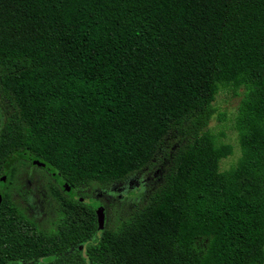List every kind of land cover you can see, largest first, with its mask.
<instances>
[{
    "label": "trees",
    "instance_id": "1",
    "mask_svg": "<svg viewBox=\"0 0 264 264\" xmlns=\"http://www.w3.org/2000/svg\"><path fill=\"white\" fill-rule=\"evenodd\" d=\"M0 188V264H264V0H0Z\"/></svg>",
    "mask_w": 264,
    "mask_h": 264
},
{
    "label": "rangeland",
    "instance_id": "2",
    "mask_svg": "<svg viewBox=\"0 0 264 264\" xmlns=\"http://www.w3.org/2000/svg\"><path fill=\"white\" fill-rule=\"evenodd\" d=\"M242 98V90L235 92L233 89L228 88L222 89L214 102L217 113L210 123L209 130L216 137L219 144H230L233 147V154L221 161V171H226L235 167L242 156L239 135L236 129V119ZM17 161L26 162L28 165V171L33 172L37 176V179L42 182L43 186L45 182H50L63 194L67 196L71 195L69 187L61 183L46 166L42 165L36 159L31 158L27 154H21L15 159V162ZM95 200L97 203L101 204L104 210H106V214L110 218V221H113V211L104 205V202L110 201V198L107 199L102 195L96 194ZM50 204L51 202L49 201V206ZM50 208L46 217L49 216V218H54L56 214L54 211H51ZM40 209L42 210L41 206Z\"/></svg>",
    "mask_w": 264,
    "mask_h": 264
},
{
    "label": "water",
    "instance_id": "3",
    "mask_svg": "<svg viewBox=\"0 0 264 264\" xmlns=\"http://www.w3.org/2000/svg\"><path fill=\"white\" fill-rule=\"evenodd\" d=\"M1 200H2V189L0 188V203H1ZM101 221H103V218H101Z\"/></svg>",
    "mask_w": 264,
    "mask_h": 264
}]
</instances>
